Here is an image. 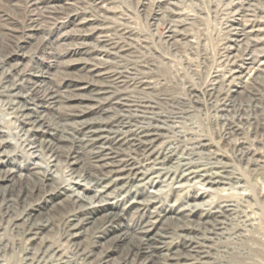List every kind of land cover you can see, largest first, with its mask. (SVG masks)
<instances>
[{
	"label": "bare ground",
	"instance_id": "1",
	"mask_svg": "<svg viewBox=\"0 0 264 264\" xmlns=\"http://www.w3.org/2000/svg\"><path fill=\"white\" fill-rule=\"evenodd\" d=\"M140 1L141 10L151 3L146 11L151 25L165 18L163 41L173 51L186 46L188 53L197 52L201 42L189 26L203 10L190 14L183 7L197 0ZM26 3L31 10L29 23L23 36H15L14 46L0 66V86L14 97L12 112L19 118L30 157L23 164L18 161L22 152L7 148L12 141L0 122V203L6 211L14 197L25 202L29 193L40 200L49 197L52 207H67L62 235L88 264H218L212 242L224 235L225 240L238 241V246L248 244L249 250L258 247L263 251L264 164L236 136L240 131L229 128L226 139L238 138L233 144L235 159L250 167V179L231 169L207 140L197 142L199 148L215 154L214 161L205 165L190 160L191 152L184 156L159 143L167 132L166 116L160 103L149 98L152 80L127 62L134 57L135 36L129 29L117 27L110 0H92L93 16L78 12L71 3L60 7L55 27L60 30L62 24L63 28L71 25L78 40L71 54L92 56L77 59L83 79L67 80L60 88L51 86L49 69L55 65L54 59H44L43 68L37 66L34 72L22 60L29 53L24 50L29 40L44 30L35 8L51 15L54 12L48 11L49 0ZM211 11L224 17L226 41L219 58L225 74L214 68L200 85L189 83V99L204 98L223 106L241 96L255 100L247 88L264 80V0H217ZM50 41L48 34H42L38 45L49 48ZM141 43L147 47L145 40ZM33 76L36 81L30 79ZM122 86H132L143 96H130ZM75 101L77 105H73ZM60 108H71L68 116L53 113ZM64 124L83 130L68 146L64 144L66 130L58 128ZM250 133L260 146L256 148L264 151L263 126L256 125ZM86 146L96 148L88 163L79 150ZM129 149L136 156L117 152ZM43 152L47 155L44 163ZM58 167H64L67 178L59 177ZM189 188L193 191L182 197ZM85 190L92 194L86 196ZM220 190H225V197L212 200L210 193ZM164 192L174 197L173 202L164 203ZM27 207L19 217L21 223L14 225L30 245L21 264H63L60 248L43 240L52 229L51 217L39 208ZM133 218H138L139 225L129 228ZM109 226L114 227L107 229ZM89 235L93 238L90 244ZM258 250L253 248L255 254Z\"/></svg>",
	"mask_w": 264,
	"mask_h": 264
},
{
	"label": "rangeland",
	"instance_id": "2",
	"mask_svg": "<svg viewBox=\"0 0 264 264\" xmlns=\"http://www.w3.org/2000/svg\"><path fill=\"white\" fill-rule=\"evenodd\" d=\"M110 1V6L114 11L112 19L118 25L117 27L129 29L135 36L133 37L134 57L132 60H127V62L138 71L140 70V73L144 72L143 76H147L152 80L153 91L149 98L160 103L159 105L163 109L160 111L162 115L166 116L167 132L164 133L165 135L159 143L167 147L170 146L171 150L183 153L185 154L184 156L191 152L187 156L190 160L193 159L194 163L205 165L214 161L213 157L215 154L199 148L197 142L207 140L210 148L216 151L222 160L229 162L231 169L250 179V167L245 162H238L235 159L237 149L233 148V144L237 142V137H240L244 140L245 145L250 147V152H253V154L257 153L255 157H260L264 164V151L261 148H256L260 146L255 143L254 135L250 133V129L256 125L259 127L263 126L264 129V80L253 82L247 88L255 94V100L241 96L238 100L230 102V105L223 106L211 104L204 98L196 102L189 99V83L194 82L200 85L207 79L209 72L214 68H218L221 73L225 74V67L220 60L221 58H219L226 41V34L223 28L224 17L218 14L213 15L211 11L213 4L217 0H197L192 4H183L184 9L190 14H197L200 9L203 10L201 15L197 14L196 21L189 26V29L201 42L200 47L194 54L188 53L186 46L178 48L175 52L163 41L167 26L166 20L161 18L151 25V21L146 15L151 3L141 10L139 6L140 0ZM65 3H71L70 7H75L78 12L82 11L83 14L93 16L96 12V10H92V0H49L47 4L49 7L48 11H53L52 15L42 8H35L39 14L38 20L43 24L44 30H40V33L35 34V37L29 40V43L24 48L25 51L29 50V53L27 58L22 60L23 64H26L31 72H34L37 66H42L43 68L44 59H54L55 65L49 69L51 76L48 83L53 87L59 88L67 80L77 82L83 79L85 74L77 68V59L82 57L90 58L92 56L90 53L84 56L72 55L71 50L78 45V40L74 36V31L70 30L72 28L71 25L63 28L64 25L62 24L60 30L55 27L54 18L60 15V7L66 6ZM30 14L31 10L27 6L26 0H0V66L4 62L5 55L12 50L15 36L17 34L23 36L24 28L29 23ZM42 34H48L51 38V46L49 48L43 49L41 45H38V40ZM142 39L147 42L146 48L139 45L143 44L141 43ZM11 62L13 61L11 60ZM26 78L28 79V77ZM30 79L36 81L34 76L30 77ZM122 87L125 93L130 96H143V94H138L137 90L133 89L132 86ZM2 89L3 85L1 84L0 122L7 131L6 137L12 141L7 148L22 152V155L19 154L18 156V161L23 164L25 161L30 160V157L27 156L28 152L25 150L26 136L21 128L19 118L12 112L14 97L11 94L7 95ZM23 89L25 90L24 87ZM42 90L43 88L41 87L40 92ZM73 103V105L78 104L76 101ZM69 109L71 108H60L53 113L60 117H66L69 114L68 112H70L68 111ZM116 113L120 114L117 110ZM58 128L66 130L64 135L68 137L64 143L65 146L71 144L72 137L74 140L76 136L80 138L83 132V130H78L77 127L66 124L64 126L59 125ZM229 128H237L240 131V134L236 135V138L233 137V140L230 141L226 139V133L227 131L229 132ZM108 140H111V137ZM74 143L78 144L77 142ZM74 146L75 149L76 145ZM81 146L84 147L83 145ZM79 150L83 161L88 163L95 156L96 148L86 146L84 149L80 147ZM117 152L120 156H125L126 152L130 153L131 156H136L131 149L128 151L117 150ZM45 155L43 152L42 163L47 161V155L46 157ZM58 168L61 171L59 177H62L61 179L67 178L65 176L66 172H63L64 167ZM192 191V188L185 190L182 197ZM83 193L86 196L92 194L89 190H85ZM210 194L211 199L216 200L225 197V190ZM230 196H236V194L231 193ZM46 198L49 197L40 200L38 195L29 193L26 201L22 202L14 197L13 205L7 211L4 203H0L1 264H21L23 257L26 255V249L30 246L29 242L21 235V229L14 227V225L16 221L21 223V218L19 217L22 216L21 214L29 202L30 206L27 209L30 207L39 208L42 213H48L51 217L52 229L47 232V237L43 240L60 248L64 255L63 264H88L80 258L75 249L65 241L62 235L63 222L68 211L67 207L62 205L52 207L50 205L51 202L47 201ZM161 198L165 204L174 200V197L169 195L168 192H164ZM137 220L138 218H133L129 222L128 227L132 228L134 225H139ZM113 227L109 226L107 229H112ZM88 238L90 239L87 240V243L90 244L93 238L91 239V235ZM237 243L238 241L232 238L225 240V235L218 240H214L211 251L216 250L214 252L216 262L218 264H264V250L259 251L258 247H252L249 250L248 244L238 246ZM234 246L238 248L234 249ZM253 248L258 250V254L253 252ZM92 264L98 263L94 261Z\"/></svg>",
	"mask_w": 264,
	"mask_h": 264
}]
</instances>
